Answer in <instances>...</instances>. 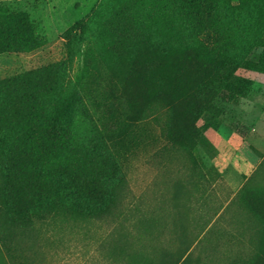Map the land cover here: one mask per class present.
<instances>
[{
  "label": "rangeland",
  "instance_id": "rangeland-1",
  "mask_svg": "<svg viewBox=\"0 0 264 264\" xmlns=\"http://www.w3.org/2000/svg\"><path fill=\"white\" fill-rule=\"evenodd\" d=\"M184 6L0 0V15L28 13L48 41L33 53H0V80L47 67L50 84L38 99L46 116L70 125L62 157L85 170L93 155L118 165L100 209L71 192L14 222L0 200V264H264V0L221 6L231 48L215 60L211 113L175 130L171 107L157 97L124 129L113 121L120 64L204 39Z\"/></svg>",
  "mask_w": 264,
  "mask_h": 264
},
{
  "label": "trees",
  "instance_id": "trees-1",
  "mask_svg": "<svg viewBox=\"0 0 264 264\" xmlns=\"http://www.w3.org/2000/svg\"><path fill=\"white\" fill-rule=\"evenodd\" d=\"M176 1L185 5L183 11L205 37L196 44H184L178 52L151 51L147 57L133 56L129 67L119 65L120 104L113 101L110 109L119 117L113 121L120 129L143 116L148 102L157 97L171 107L175 130L182 125L189 130L194 114L212 112L216 87L212 70L215 60L224 58L231 48L230 32L221 26L225 0ZM77 26L84 28L81 21ZM47 43L28 13L0 15V53H33ZM48 70L31 69L0 80V200L14 222L24 221L47 199L61 196L68 201L71 192L81 193L99 209L107 206L118 173L110 156L93 155L96 158L87 170L75 158L62 157L71 142L70 125L46 116L38 99L41 86L50 84L45 77ZM224 90L242 95L237 87Z\"/></svg>",
  "mask_w": 264,
  "mask_h": 264
}]
</instances>
